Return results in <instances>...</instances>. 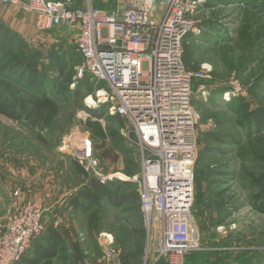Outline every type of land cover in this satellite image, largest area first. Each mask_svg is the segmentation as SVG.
<instances>
[{"label": "rangeland", "instance_id": "374dc122", "mask_svg": "<svg viewBox=\"0 0 264 264\" xmlns=\"http://www.w3.org/2000/svg\"><path fill=\"white\" fill-rule=\"evenodd\" d=\"M221 1L210 8L198 7L194 14L198 26L208 19L213 29L193 31V62L199 68L193 72L200 75L193 78L191 94L198 114L192 216L202 249L187 253L185 263L264 264V0ZM94 5L115 8L113 0H95ZM0 23L24 44L7 56L2 50L7 43L0 42V102L22 115L44 92L59 108L46 129L32 128L23 115L11 119L0 114V235L12 213L27 204L43 208L60 198L69 199L88 181L90 175L77 171L74 159L57 150L73 132L86 133L93 140L100 172L113 173L112 181L129 182L123 190L136 193V145L126 143L129 152L125 153L114 147L109 133L122 135V128L108 117L95 116L101 104L96 93L82 87L69 90L75 86L74 67L79 62L76 29L61 25L40 31L35 14L1 2ZM206 30L212 34L219 30L221 36L204 37ZM32 54L37 56L34 77L18 68L20 59ZM38 83L41 91L34 87ZM215 91L221 94L211 99ZM209 131L220 132L229 141L209 143L205 135ZM207 145L219 150L201 155ZM125 206L102 207L99 233L89 229L88 213L76 209L80 248L59 253L51 264H101L109 257L120 262L124 239L142 226L145 238L139 263L146 246L150 252L156 249L159 228H147L143 212L138 216Z\"/></svg>", "mask_w": 264, "mask_h": 264}, {"label": "built area", "instance_id": "2783aa9c", "mask_svg": "<svg viewBox=\"0 0 264 264\" xmlns=\"http://www.w3.org/2000/svg\"><path fill=\"white\" fill-rule=\"evenodd\" d=\"M113 1L115 8L106 10L95 0H0L35 14L40 31L76 29L75 77L104 84L95 90L98 103L108 104L106 117L122 119L123 137L136 145L139 207L147 228H159L156 249L146 246L140 264H185L186 254L202 244L192 216L198 114L191 94L200 74L183 62V38L196 29L195 10L204 0ZM57 150L99 183L112 181L113 173L100 172L88 134L66 135ZM44 212L27 204L6 219L0 264L22 259L45 229ZM107 264L121 263L109 257Z\"/></svg>", "mask_w": 264, "mask_h": 264}, {"label": "trees", "instance_id": "16d2710c", "mask_svg": "<svg viewBox=\"0 0 264 264\" xmlns=\"http://www.w3.org/2000/svg\"><path fill=\"white\" fill-rule=\"evenodd\" d=\"M76 1L77 3L75 4L78 5L79 0ZM216 1L218 0H204L199 7H207V8L213 7ZM227 1L223 0L221 2H227ZM235 1L240 2L241 4L247 3V0H235ZM262 5L264 6V1ZM210 23L212 22H209L207 19V21H203L202 23H200L199 26L196 24V27L199 29L201 33H204L205 31L204 27L210 26L211 27L210 29H213V26H211ZM212 32L213 31L207 32L206 34H204L206 35L204 37H210V38L214 37V39H217L221 36V32H219V30L213 34ZM15 36L18 35L12 33L11 29L8 26H6L4 23H0V42L6 41L7 46L2 50L4 54L7 56L10 55L11 52L15 49L22 50L24 48L23 42L20 40H16ZM192 44H193V31L189 32L183 38V62L192 71H197L199 68H198V64L193 62V57L195 55V52L192 49ZM36 57L37 56L35 54L24 56L23 58L20 59L18 68L23 69L25 73L27 72L31 74L32 77H34L35 75H37V71L35 68ZM78 61H80L79 55H78ZM34 87L37 88V91L38 90L41 91L39 87V83L35 84ZM80 87L95 92V90L97 89L104 88V84L103 83L94 84V82H91L87 77H81V78H76L74 88L71 89L69 88V90L71 92L73 91L76 92L80 89ZM219 92L221 94V91H215L211 99H214L213 97H216V93ZM39 94L40 97L34 99L33 102L31 103V106L23 110V113L21 114L23 115V119L32 128L41 127L46 129L52 125L55 117L58 115L59 108L57 102L49 97H46L44 92L43 93L40 92ZM211 99L208 98L207 101H210ZM238 104H240V101L238 102ZM107 107L108 104L106 103L100 104L98 108H96V110L94 111L95 116L101 118L106 117L105 114L107 112ZM200 112L202 113V111ZM0 114L5 115L6 117L11 119H18L22 116L1 102H0ZM109 119L117 123L118 126H120V128L123 127L122 126L123 122L120 117L113 116V117H108V120ZM205 135L209 143L210 142L224 143L226 141H229V139H227V137L224 136V134L217 131H209L206 132ZM109 137L113 142L114 147H116L118 150H120L123 153L129 152L128 146L126 145V143L128 144L129 142H127L126 139L120 133L110 132ZM218 150H219L218 146L207 145L205 150H203V152L201 153V155H204V153L207 154L208 152L211 153L212 151H218ZM74 163L77 171L86 174L75 160ZM136 163L138 164V162ZM127 173L129 172L127 171ZM129 185H130L129 182L122 180L110 181L107 184H101L96 179L90 177L88 178V181L83 185V187L78 190L77 194L69 198V201L73 203V205L77 210H79V212L88 213L87 223L89 229H92L95 232L99 233L102 232L103 228L99 224L101 217L98 216V213L104 205L112 204L115 207H121L122 205H126L125 209L133 210L134 213L138 214V216L139 215L141 216L137 192L135 193L134 191L129 192L123 190L125 187H128ZM92 208H95V210L93 211ZM51 238L53 239L54 244L55 242L59 241V238L56 235V233L51 234ZM144 238H145V232L142 226H138L137 228H134L127 235V237L123 241V245L121 246L119 252V261L121 264H140L141 261L138 263V259L139 257H141V254L143 253L142 249H143ZM54 244L50 248H47L46 251L44 252L41 251L35 254L32 258L28 259L27 264H50L51 259L54 256H56L57 253L65 250V248H56Z\"/></svg>", "mask_w": 264, "mask_h": 264}, {"label": "crops", "instance_id": "0c3cea01", "mask_svg": "<svg viewBox=\"0 0 264 264\" xmlns=\"http://www.w3.org/2000/svg\"><path fill=\"white\" fill-rule=\"evenodd\" d=\"M45 208L44 215V231L37 237L32 240L30 249L25 253L22 259L15 264H27V260L32 258L35 254L46 251L47 248H50L54 241L51 238V234L56 233L59 238L58 242H55L56 248H65L64 251H60L59 253H67L69 248H80L78 239L76 237V225H77V213H75V206L69 199L60 198L54 204L44 205ZM57 253V255L59 254ZM54 256L51 259L50 264L52 263ZM77 263H81L80 261ZM101 264L107 263L105 259L104 262H100Z\"/></svg>", "mask_w": 264, "mask_h": 264}, {"label": "bare ground", "instance_id": "6f19581e", "mask_svg": "<svg viewBox=\"0 0 264 264\" xmlns=\"http://www.w3.org/2000/svg\"><path fill=\"white\" fill-rule=\"evenodd\" d=\"M98 94H99V95H100V94H103V91H100ZM88 102H89V103H94V100L92 99V97H88Z\"/></svg>", "mask_w": 264, "mask_h": 264}]
</instances>
